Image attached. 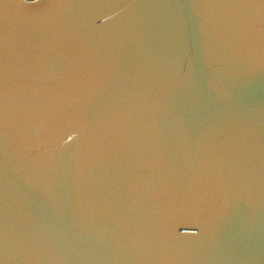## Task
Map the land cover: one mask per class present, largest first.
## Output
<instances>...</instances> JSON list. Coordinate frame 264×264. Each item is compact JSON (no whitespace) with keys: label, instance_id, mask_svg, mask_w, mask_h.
<instances>
[{"label":"water","instance_id":"1","mask_svg":"<svg viewBox=\"0 0 264 264\" xmlns=\"http://www.w3.org/2000/svg\"><path fill=\"white\" fill-rule=\"evenodd\" d=\"M0 264H264V0H0Z\"/></svg>","mask_w":264,"mask_h":264},{"label":"snow or ice","instance_id":"2","mask_svg":"<svg viewBox=\"0 0 264 264\" xmlns=\"http://www.w3.org/2000/svg\"><path fill=\"white\" fill-rule=\"evenodd\" d=\"M221 23L224 25L225 29L232 32L234 35L239 37V32L236 27L231 23L227 15L221 17Z\"/></svg>","mask_w":264,"mask_h":264}]
</instances>
